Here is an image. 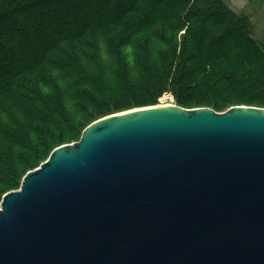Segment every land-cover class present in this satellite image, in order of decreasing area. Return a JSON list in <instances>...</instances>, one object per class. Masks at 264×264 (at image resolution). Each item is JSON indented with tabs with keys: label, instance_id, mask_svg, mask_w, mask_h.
Here are the masks:
<instances>
[{
	"label": "water",
	"instance_id": "obj_1",
	"mask_svg": "<svg viewBox=\"0 0 264 264\" xmlns=\"http://www.w3.org/2000/svg\"><path fill=\"white\" fill-rule=\"evenodd\" d=\"M0 264H264V108L94 121L4 195Z\"/></svg>",
	"mask_w": 264,
	"mask_h": 264
},
{
	"label": "trees",
	"instance_id": "obj_2",
	"mask_svg": "<svg viewBox=\"0 0 264 264\" xmlns=\"http://www.w3.org/2000/svg\"><path fill=\"white\" fill-rule=\"evenodd\" d=\"M145 34L147 40L137 42ZM67 42L88 48L57 58ZM37 70L54 76L61 101L71 108L58 140L82 136L80 113L94 120L129 107L140 90L190 94L193 99L181 102L191 106L208 96L232 104L225 94L264 104L252 95L264 93V51L247 18L223 0H0V114L9 123L0 119V177L10 180L32 165L17 149L28 146L26 130L38 121L39 108L62 113L61 103L41 98L34 105L35 98L23 94L28 88L21 78ZM42 82L36 74V88H44ZM49 139L42 150L58 142Z\"/></svg>",
	"mask_w": 264,
	"mask_h": 264
},
{
	"label": "rangeland",
	"instance_id": "obj_3",
	"mask_svg": "<svg viewBox=\"0 0 264 264\" xmlns=\"http://www.w3.org/2000/svg\"><path fill=\"white\" fill-rule=\"evenodd\" d=\"M223 2L230 8L233 12L240 14L242 16H245L248 20L249 26H250V34L252 38L257 41L262 50L264 51V0H223ZM164 28V27H163ZM165 29V28H164ZM109 31H116L119 32L120 30L115 27L108 28ZM185 31H181L178 33V36H180ZM149 37V34L143 35L141 38L138 37L137 42H145L147 38ZM88 47L84 45V42L75 43V42H67L64 43V46L62 47L61 51L59 53H56L57 58L62 57V53L71 51L73 53H77L80 50H85ZM124 55V54H123ZM36 74H38V78L43 80V86L39 85L37 88L35 86L36 81ZM21 84L28 88L25 90L23 94H30L35 99L32 101L34 105L37 104L41 100V98H44L51 106H54L55 104L61 103L62 105L57 107L62 113L61 114H55L54 112H51V110H47L44 107L39 108L40 113L36 116L38 121H33L31 124V127L29 130H26L27 134L30 135V142L27 147L17 149L18 155H20L21 159L28 160L32 163L29 167H24L23 172L21 175L16 179H8L5 177H0V207L3 200L4 195H6L9 192L16 191L21 188L23 179L25 175L36 168H38L43 162H45L53 152V150L59 146L66 145V144H73L75 142H78L81 137L80 135L75 136H63L58 140V136L63 132L61 130L62 127V121L64 118V114L69 111H71V108L68 105H65L61 99V86L60 84L54 80V76L48 72H44L43 70H37L35 73H26L25 77H22L20 80ZM261 91V89H259ZM41 94L43 97H41ZM255 97H260L264 99V93L261 94H252ZM227 98L234 99V102L230 105L222 106L215 104V100L217 97L215 96H208L206 101H202V103L196 104V106L191 105H185L181 101L185 100L186 98H192L193 97L190 94H185L180 91L174 92L173 90H167L163 92L155 91L151 94L143 92V90H140L135 95V99H130L129 102L132 104L129 107H123L115 109L113 112H106L103 113L100 118L121 113L127 110L137 109V108H144V107H150V106H160V105H171V106H179L185 109H196V108H211L214 111L218 113H224L228 111L229 109L236 107V106H254V107H261L264 108V104H259L255 102H245L244 100H239L235 98V95H229L225 94ZM197 97V96H196ZM153 100V101H151ZM237 100V101H235ZM115 102H120L119 100H115ZM48 105V104H47ZM49 106V105H48ZM49 106V108H52L54 110V107ZM88 111H93V109L88 108L86 109ZM85 114L80 113L78 115V118L80 119V122L83 124V129H85L87 126H89L94 121L100 119H94L93 118H84ZM0 119L3 121L4 125H8V121L1 116ZM64 130V129H63ZM66 130V129H65ZM64 130V131H65ZM49 138L57 139V143L55 145H51V147L47 148L46 150H42V145L47 144L51 140ZM55 146V147H54ZM54 148L52 152H50V148ZM43 153L42 155L44 157L37 158L39 154Z\"/></svg>",
	"mask_w": 264,
	"mask_h": 264
},
{
	"label": "bare ground",
	"instance_id": "obj_4",
	"mask_svg": "<svg viewBox=\"0 0 264 264\" xmlns=\"http://www.w3.org/2000/svg\"><path fill=\"white\" fill-rule=\"evenodd\" d=\"M160 106H164V107H171V105H160ZM128 111V110H127Z\"/></svg>",
	"mask_w": 264,
	"mask_h": 264
}]
</instances>
